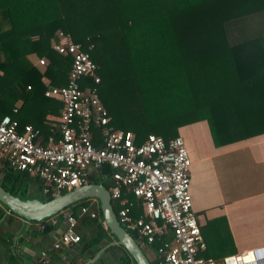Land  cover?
Masks as SVG:
<instances>
[{
    "label": "trees",
    "instance_id": "16d2710c",
    "mask_svg": "<svg viewBox=\"0 0 264 264\" xmlns=\"http://www.w3.org/2000/svg\"><path fill=\"white\" fill-rule=\"evenodd\" d=\"M58 30L79 42L97 64L98 95L109 124L131 131L135 143L149 133L167 140L178 135V128L201 120L216 146L264 133V0H0V118L10 115L17 132L29 124L40 145L56 134L61 105L43 92L66 84L71 61L51 48ZM31 56L46 63H33ZM91 85L89 78L81 80V88ZM110 174L103 164L87 182L108 188ZM35 181L0 160V185L9 193L51 198L32 194ZM88 199L66 209L76 217ZM111 205L116 212L118 202ZM91 207L95 218L80 217L92 232L84 234L86 246L114 239L98 204ZM140 212L139 206L132 210L134 216ZM207 247L214 255L216 243ZM140 249L156 264L154 254L149 259ZM109 250L119 253L117 264H134L123 247ZM205 251L199 255L207 256Z\"/></svg>",
    "mask_w": 264,
    "mask_h": 264
},
{
    "label": "built area",
    "instance_id": "2783aa9c",
    "mask_svg": "<svg viewBox=\"0 0 264 264\" xmlns=\"http://www.w3.org/2000/svg\"><path fill=\"white\" fill-rule=\"evenodd\" d=\"M51 48L71 57L66 84L48 86L43 92L61 104L58 136L49 135L45 145L37 144L29 124L17 132V121L5 114L0 118V160L39 178L40 194L50 197L87 183L91 168L107 164L111 168L107 190L111 201L119 204L116 218L126 232L135 234L139 247L154 252L156 264H264V243L220 259L199 255L206 245L191 206L190 157L183 138L165 140L149 133L135 143L131 131L114 129L99 99L98 66L89 53L60 30ZM36 63L44 65L46 60L38 58ZM88 78L92 85L81 88V80ZM136 206L141 212L134 216ZM78 214L95 218L97 211L87 205ZM76 225V217L67 209L63 228L49 249L76 245L81 238ZM155 241L159 245L151 250ZM49 249L40 250L36 264H52Z\"/></svg>",
    "mask_w": 264,
    "mask_h": 264
},
{
    "label": "crops",
    "instance_id": "0c3cea01",
    "mask_svg": "<svg viewBox=\"0 0 264 264\" xmlns=\"http://www.w3.org/2000/svg\"><path fill=\"white\" fill-rule=\"evenodd\" d=\"M30 58L35 63L36 57ZM195 123L201 124L194 127L191 132L195 146L188 145L189 141H185V137L179 133L178 135L183 138L189 153L191 206L203 231V239L205 236L206 247L212 242L206 236L208 230L213 238L221 243L220 246L216 244L220 254H212L217 259L263 244L264 133L216 146L212 142L206 122L201 120L190 124ZM202 126L207 129L208 135H203ZM195 133H199L200 136ZM50 135L57 137L58 133ZM89 172V176L92 175L93 169L91 168ZM30 176L38 181L31 182L32 194L40 193L39 178ZM88 202H94V199L90 198ZM65 212L67 209L43 221L34 222L7 211L0 204V264H36L40 250L49 249L61 232ZM82 216L80 214L76 216V231L80 234V241L71 247L50 248L48 255L52 264L112 263L110 247L102 250L96 258H92L111 239L97 245L86 246V241L89 240L84 234L87 232L91 235L92 232L80 220ZM220 219L223 221L219 222ZM44 225H48V228L45 229ZM220 236L223 241L230 240V248H222ZM209 250L210 247L209 249L207 247L205 252L208 255L204 257L214 258L212 255L209 256Z\"/></svg>",
    "mask_w": 264,
    "mask_h": 264
},
{
    "label": "water",
    "instance_id": "95a60500",
    "mask_svg": "<svg viewBox=\"0 0 264 264\" xmlns=\"http://www.w3.org/2000/svg\"><path fill=\"white\" fill-rule=\"evenodd\" d=\"M85 198H93L97 201L103 225L114 237L105 243L92 258H96L105 248L119 245L126 250L134 264H150L136 241L119 224L111 205L109 192L101 182H87L47 200L41 197L20 199L0 185V204L27 221H43L45 218L59 214L70 204Z\"/></svg>",
    "mask_w": 264,
    "mask_h": 264
},
{
    "label": "rangeland",
    "instance_id": "374dc122",
    "mask_svg": "<svg viewBox=\"0 0 264 264\" xmlns=\"http://www.w3.org/2000/svg\"><path fill=\"white\" fill-rule=\"evenodd\" d=\"M197 125H201V124L200 123L190 124V126L180 127L178 129V133L181 136H183V138L185 137L184 138L185 141H187V140L189 141L188 142V145L195 146L194 145L195 140L192 138V133L191 132H192V129H194V127H196ZM202 127H203V135L204 136L208 135L207 132H206L207 129H205L204 126H202ZM195 134H197L198 136H200L199 133H195ZM92 203H97V201L94 199V202H91V203L89 202V205H91ZM3 208L6 209V207H4V206H3ZM206 236L210 240V242L212 241L213 243H216L217 245H219V241H217L216 239L213 238L214 236L212 235V233H210L209 230L207 231ZM230 247H231L230 240L229 239H224V241H223V247L222 248L225 249V248H230ZM218 250H219L218 248L217 249H214L213 252L215 254H220V251H218ZM228 252H232V251H228ZM145 253H146V256L149 259H151V256H152L151 254H154V252L148 253L146 251H145ZM117 255H119V253H115L114 251L112 252V263L111 264H117V261H116Z\"/></svg>",
    "mask_w": 264,
    "mask_h": 264
},
{
    "label": "clouds",
    "instance_id": "9594fccd",
    "mask_svg": "<svg viewBox=\"0 0 264 264\" xmlns=\"http://www.w3.org/2000/svg\"><path fill=\"white\" fill-rule=\"evenodd\" d=\"M262 254H264V253H262Z\"/></svg>",
    "mask_w": 264,
    "mask_h": 264
}]
</instances>
